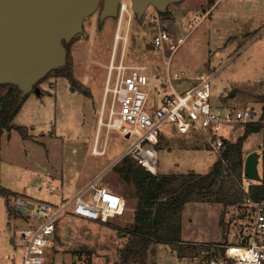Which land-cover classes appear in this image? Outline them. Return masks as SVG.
<instances>
[{"label": "rangeland", "instance_id": "rangeland-1", "mask_svg": "<svg viewBox=\"0 0 264 264\" xmlns=\"http://www.w3.org/2000/svg\"><path fill=\"white\" fill-rule=\"evenodd\" d=\"M125 1L131 6L133 19L126 44L121 42L118 47L117 62L123 57L129 63L140 62L167 70L166 61L170 60L173 71L184 70L193 75L209 72L214 75L213 105L230 110L255 107L259 113L264 111L261 98L264 0H215L213 6L209 5L210 0H184L169 6L167 18L149 6L141 20L134 14L131 0ZM209 9H212L210 16L192 31L188 25L195 13ZM158 14L162 28L172 34L165 50L153 47L157 28L151 20ZM128 18L127 14L123 33ZM84 28L87 36L79 34L66 43V64L72 65L77 82L51 72L37 84L41 93H30L14 119V124L24 127L28 138L17 129L2 135L1 184L7 195L0 193V264H25L27 250L20 230L37 223L35 214L41 202L60 205L61 194L65 200L73 197L80 188L77 184L87 183L94 176L87 170L98 169L95 175L100 176L109 169L103 176V184L126 199L125 211L104 223L71 212L62 214L56 232L59 240L54 238L48 264L88 263L87 253L82 257L75 253L80 250L90 251L95 263L116 264L118 250L134 222L138 202L135 188L113 166L134 144L136 135L127 138L119 129L99 127L118 17L101 19L98 9L85 19ZM5 92L6 89L0 88V94ZM112 104L110 95L105 120ZM247 127L243 123L226 124L222 134L227 142L235 143ZM159 132L160 142L155 148L160 174L189 171L206 174L219 159L202 134H181L171 121L162 123ZM97 133L99 148L106 150L103 156L93 153ZM263 143L264 132L252 130L245 139L244 150L246 156L252 151L260 153L258 168L264 177V152L260 151ZM53 184L58 188L54 193L49 190ZM69 185H75L76 189L68 190ZM92 192L89 188L84 196L90 198ZM210 196L217 197V186ZM18 201L34 208L22 216L18 214ZM9 207L16 212L11 214ZM181 224L180 254L174 244L157 243L158 264H197L199 244H241L242 235L247 233V221L238 215L236 207L216 201L188 202Z\"/></svg>", "mask_w": 264, "mask_h": 264}, {"label": "built area", "instance_id": "built-area-1", "mask_svg": "<svg viewBox=\"0 0 264 264\" xmlns=\"http://www.w3.org/2000/svg\"><path fill=\"white\" fill-rule=\"evenodd\" d=\"M211 11L212 9L196 12L188 27L195 30L210 16ZM127 14L128 24L123 33L121 31ZM159 15L151 20L157 28L153 47L165 50L172 40V34L162 28ZM132 19L129 2L122 0L119 4L118 28L99 120V127L105 125L109 130L119 129L127 138L136 135L134 144L124 156H132L146 170L157 174L158 157L155 145L160 142L159 128L165 121L175 123L181 134L198 132L205 136L210 148L219 158L227 145L222 134L224 125L259 124L264 132L263 110L261 113L255 107L230 110L212 104L214 75L209 72L193 75L184 70L173 71L170 60L166 61L167 70L140 62L129 63L123 57L117 62L118 47L121 42L126 44ZM182 81H187V84L180 83ZM110 95L113 104L108 119L105 120V109ZM260 151L264 152V144ZM105 152V148H99L97 138L93 153L103 155ZM263 181V176L258 181L243 173L241 186L244 198L235 206L238 215L247 221V233L242 235L243 243L230 246L199 244L197 264H264V193L255 189ZM89 187L93 189L90 198L79 194L72 199L63 200L60 205L41 202L37 206V223L20 230L21 241L26 244L27 250L25 264H48V254L62 214L71 212L82 218L106 222L124 213L126 199L118 192L107 186H97L95 182ZM49 190L54 193L57 187L51 185Z\"/></svg>", "mask_w": 264, "mask_h": 264}, {"label": "trees", "instance_id": "trees-1", "mask_svg": "<svg viewBox=\"0 0 264 264\" xmlns=\"http://www.w3.org/2000/svg\"><path fill=\"white\" fill-rule=\"evenodd\" d=\"M215 3V0L209 1L211 6ZM159 13L162 17L167 18L169 10ZM55 72L75 83L70 63L56 69ZM0 88L6 89L4 94H0V143L3 133L12 129L19 130L24 138H28L24 127L14 124V119L29 94L22 97L20 88L13 84H0ZM261 98L264 109V96ZM247 126L246 133L237 142H227L222 157L206 174L195 171L154 174L129 155L123 157L114 166L124 181L133 184L138 198L134 222L127 234V240L118 250L116 264H158L155 248L157 243H169L180 247L182 241L181 217L188 202L216 201L225 206H237L243 201L244 191L241 183L247 157L244 142L252 130H261L259 124H247ZM215 186H217V197L215 196L214 199L210 195ZM255 189L259 193H264V181L256 185ZM0 193L7 195L6 189L1 184V156ZM9 212L12 214L16 210L9 207ZM58 224L57 222V227ZM54 238L59 240L57 234ZM75 253L78 257L87 253L88 263H95L90 251L83 253V250H80Z\"/></svg>", "mask_w": 264, "mask_h": 264}, {"label": "water", "instance_id": "water-1", "mask_svg": "<svg viewBox=\"0 0 264 264\" xmlns=\"http://www.w3.org/2000/svg\"><path fill=\"white\" fill-rule=\"evenodd\" d=\"M101 19L118 17L122 0H0V84L17 85L24 97L52 70L67 63L66 43L85 31V19L100 7ZM184 0H131L134 14L142 19L147 8L166 12L171 4ZM258 151L249 153L244 173L261 180ZM18 205V214L25 216L34 207ZM180 254V247L176 248Z\"/></svg>", "mask_w": 264, "mask_h": 264}, {"label": "crops", "instance_id": "crops-1", "mask_svg": "<svg viewBox=\"0 0 264 264\" xmlns=\"http://www.w3.org/2000/svg\"><path fill=\"white\" fill-rule=\"evenodd\" d=\"M193 134H195V133H197V134H200V133H198V132H192ZM189 134V133H188ZM97 138H98V133H97V135H96V140H97ZM100 138V137H99ZM264 144V143H263ZM105 154H106V152H105ZM105 154H103V155H105ZM97 155V154H96ZM102 155V156H103ZM123 157H125L124 156V154L120 157V159H123ZM116 165V164H115ZM114 165V166H115ZM113 166V167H114ZM109 169H106L102 174H100V176H97V175H95V174H97V172H98V169H96V170H87V173L90 175V176H93L94 178H96L95 180H93L94 178L93 177H91V179H89L88 180V182L87 183H85V182H83V183H78L77 185L78 186H80V188H79V190H77L76 191V194L75 195H73V197H75V196H77V195H79V194H82V196L83 197H85L84 195L86 194V192L89 190V186H90V184L92 183V182H95V184L97 185V186H107V185H105V184H103V176L105 175V173H106V171H108ZM89 176V177H90ZM98 177V178H97ZM93 178V179H92ZM93 180V181H92ZM100 180H101V184H99V182H100ZM54 185V184H53ZM107 187H109V186H107ZM110 188V187H109ZM74 189H76L75 188V185L74 186H71V185H69L68 186V190H74ZM57 190H58V188H57ZM62 193H63V190L61 191ZM119 193V192H118ZM73 197H71V198H69V199H72ZM61 200L63 201V200H65V198H64V194H61ZM61 201V202H62ZM21 201H18V205L19 204H21L20 203ZM24 204L23 205H25V206H27L26 204H25V202H23ZM47 203H49V202H47ZM52 204V203H51ZM18 205H17V207H18ZM13 242H14V239H13Z\"/></svg>", "mask_w": 264, "mask_h": 264}, {"label": "flooded vegetation", "instance_id": "flooded-vegetation-1", "mask_svg": "<svg viewBox=\"0 0 264 264\" xmlns=\"http://www.w3.org/2000/svg\"><path fill=\"white\" fill-rule=\"evenodd\" d=\"M102 7H103V1H101V3H100V7H99V12H100V13H101V9H102ZM107 18H112V17H107ZM78 35H79V34H78ZM61 68H62V67H61ZM57 69H59V68H57ZM55 70H56V69L52 70L51 72H53V71L55 72ZM51 72H50V73H51ZM50 73H49V74H50ZM49 74H48V75H49ZM48 75H47V76H48ZM47 76H46V77H47ZM57 76H60V75L57 74ZM46 77H45V78H46ZM66 78H67V77H66ZM74 78H75V83H76V82H77V81H76V77L74 76ZM42 80H43V79H42ZM38 85H39V84H38ZM38 85H36V86L39 87Z\"/></svg>", "mask_w": 264, "mask_h": 264}]
</instances>
